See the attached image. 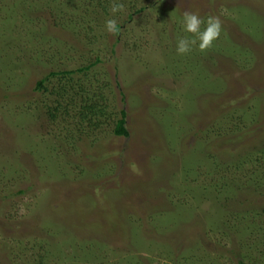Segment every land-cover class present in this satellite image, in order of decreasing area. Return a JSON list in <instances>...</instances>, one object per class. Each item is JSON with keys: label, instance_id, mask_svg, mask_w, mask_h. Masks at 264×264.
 <instances>
[{"label": "rangeland", "instance_id": "374dc122", "mask_svg": "<svg viewBox=\"0 0 264 264\" xmlns=\"http://www.w3.org/2000/svg\"><path fill=\"white\" fill-rule=\"evenodd\" d=\"M133 1L0 0V264H264V0ZM185 10L219 16L206 51ZM98 59L74 80L113 118L52 121L38 83Z\"/></svg>", "mask_w": 264, "mask_h": 264}, {"label": "trees", "instance_id": "16d2710c", "mask_svg": "<svg viewBox=\"0 0 264 264\" xmlns=\"http://www.w3.org/2000/svg\"><path fill=\"white\" fill-rule=\"evenodd\" d=\"M94 2L93 5H89L95 8L96 14L101 13L108 16L109 6L112 2H110V0H94ZM132 5L133 7H137V1H133ZM142 12H144V8L136 11L137 14H141ZM62 13H64V11L56 14L57 20L51 21L54 26L59 27V20ZM50 14H53V10L50 11ZM70 22L72 21H69V23ZM61 26L63 29L66 28L65 23H62ZM121 27V25H118V32ZM99 63H101L100 59L95 63L80 68L78 71L53 72L38 83L37 91L49 93L48 95L53 97L54 106L48 107V116L52 121H56L60 118L62 120H70L72 124L75 122V131L83 132L82 130L98 131L103 124L108 123V121L113 118L114 112L109 110L111 105H109L110 98L107 94H104V92H97L89 96L87 87L81 81L75 83L76 80H74L76 74H82L84 77L87 76ZM57 79L59 80V87L56 88V90L50 89L48 84ZM118 115L120 118L117 119L114 125L115 129L113 133L117 137L129 138L130 132L127 130V112L121 110L119 114H116V116ZM239 264L246 263L244 260H240Z\"/></svg>", "mask_w": 264, "mask_h": 264}, {"label": "clouds", "instance_id": "9594fccd", "mask_svg": "<svg viewBox=\"0 0 264 264\" xmlns=\"http://www.w3.org/2000/svg\"><path fill=\"white\" fill-rule=\"evenodd\" d=\"M109 11L115 16L116 13L125 11V5L113 0L109 6ZM181 24L183 30L192 34V37L178 38L176 51L179 55L188 54L192 51L193 46L197 45L202 52L211 48L213 42L219 38L222 28L219 16H209L205 21L198 14L187 10L183 13ZM202 25L204 26L203 28ZM105 27L110 34H116L119 30L117 21L114 18L107 19Z\"/></svg>", "mask_w": 264, "mask_h": 264}]
</instances>
